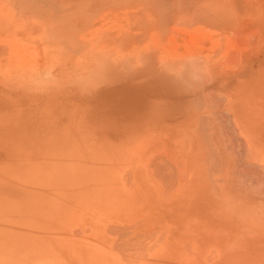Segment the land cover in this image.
Returning a JSON list of instances; mask_svg holds the SVG:
<instances>
[{
	"label": "rangeland",
	"instance_id": "obj_1",
	"mask_svg": "<svg viewBox=\"0 0 264 264\" xmlns=\"http://www.w3.org/2000/svg\"><path fill=\"white\" fill-rule=\"evenodd\" d=\"M11 1L0 0V264H264L263 185L235 200L232 163L223 194L186 193L183 130L137 98L152 27L168 20L142 17L136 0ZM247 5L201 3L228 15L190 20V73L208 90L233 70L229 12ZM223 130L235 142L226 114Z\"/></svg>",
	"mask_w": 264,
	"mask_h": 264
},
{
	"label": "crops",
	"instance_id": "obj_2",
	"mask_svg": "<svg viewBox=\"0 0 264 264\" xmlns=\"http://www.w3.org/2000/svg\"><path fill=\"white\" fill-rule=\"evenodd\" d=\"M16 1L33 3V0H12L11 2ZM169 1L171 2V0H164L165 3L159 2V0H136L137 3L147 4L146 11L142 8V17L146 15L147 18L169 20L168 24L162 28V32L159 26L157 30L154 26L152 27L153 43L152 47L147 49L151 53L148 54L149 57L146 55L148 61L151 59L152 62L145 64V61H141V75L140 69L137 75L141 87L140 84L137 86V98L153 100L152 113L158 115L157 121H166L169 126L178 125V128L183 130L182 145L184 146L185 163L182 171L186 174L183 186L189 189L186 193L202 197L223 194L224 172L225 169L231 170L230 166L233 163L235 200L241 201L240 196L245 198L249 193L258 197L260 192L255 188L262 185L264 187V0H244L248 4L247 10L237 7L235 11L229 12L240 20L239 25L231 29L234 38L233 44H231L233 54L229 58V63L233 70L231 73H222L217 76L215 90H208L203 85L207 82L205 77L192 78L193 75L189 71L192 65L187 64L190 66V69L187 68L189 72L185 70L184 73L180 72L179 74L175 71L176 68H181L180 66L176 67L178 64L176 62L192 63V27L191 21H189V26L184 22L182 30L181 27L175 26L171 20H192V16L194 19L198 17L196 16L198 12L194 11L197 13L195 15L193 13L191 16L192 3L190 2V4L188 0L187 6H191L190 8L181 6L187 4L186 0H179L177 3V0H172V4ZM195 1L193 2L195 4L207 1L217 5L223 4L225 1L243 2V0ZM36 2L47 3L48 0H34V3ZM257 5H260L262 10H256V7L260 8ZM220 8L223 6L220 5ZM178 9L180 11L188 9V11L185 10L186 13L179 12ZM202 12L200 13L203 15H201V19H224L225 15H228L222 9H216L210 13ZM161 35L164 36L162 42H160ZM155 36L158 38L157 43ZM235 36H237L236 39ZM199 44L200 42L197 45ZM199 46L197 53L208 52L205 45ZM172 54L174 58H171ZM165 56L168 58L166 59ZM143 57L144 55H142ZM153 60H156L155 63ZM163 62L175 66V68L172 67L171 73L168 72L170 67L167 68L166 64L161 67L160 63ZM137 64L140 67V57ZM213 65L224 66L225 61L216 59ZM163 67L165 70L161 69ZM174 73L179 79H175ZM196 84L199 85V89L193 90L192 88ZM208 99L216 100L215 106L209 108L208 101H206ZM209 109L210 111L207 112ZM225 114L235 126V142L231 141L229 135L225 134L223 130ZM160 115L164 117L159 119ZM228 140L230 144L227 143ZM178 145L176 140L173 146ZM175 170H179V168L175 167ZM176 178L179 179V177ZM158 193L160 194V191Z\"/></svg>",
	"mask_w": 264,
	"mask_h": 264
},
{
	"label": "bare ground",
	"instance_id": "obj_3",
	"mask_svg": "<svg viewBox=\"0 0 264 264\" xmlns=\"http://www.w3.org/2000/svg\"><path fill=\"white\" fill-rule=\"evenodd\" d=\"M35 1H36V0H35ZM44 1H45V0H44ZM160 1H161V2H164V0H163V1H162V0H159V2H160ZM178 1H179V0H177L176 3H177ZM182 1H183V0H182ZM188 1H189V3H190V2L192 3V8H194L195 6H198L199 8H198V7H197V8L200 9V8L202 7V6L200 7L201 2H200V4L198 5L197 3H196V4L193 3V2H196L195 0H193V1L188 0ZM188 1L186 0V3H187ZM203 1H205V0H203ZM169 2H170V1H169ZM197 2H199V1H197ZM205 2H207V1H205ZM205 2H204V3H205ZM33 3H34V0H33ZM40 3H41V2H40ZM43 3H44V2H43ZM164 3H165V2H164ZM191 3H190V4H191ZM38 4H39V3H38ZM50 4H51V3H50ZM56 4H57V3H56ZM162 4H163V3H162ZM167 4H168V3H167ZM167 4H166V6L169 5V4H168V5H167ZM170 4H172V0H171ZM205 4L207 5V3H205ZM44 5H45V4H44ZM163 5H165V4H163ZM177 5H178V4H177ZM187 5H188V3H187L186 5H183V4H182L181 6H182L183 8H184V6L189 7V6H187ZM194 5H195V6H194ZM37 6H38V5H37ZM51 6H52V5H51ZM54 6H55V5H54ZM166 6H165V7H166ZM169 6H171V5H169ZM178 6H179V5H178ZM193 6H194V7H193ZM203 6H204V5H203ZM163 7H164V6H163ZM176 7H177V6H176ZM176 7H175V8H176ZM190 7H191V6H190ZM190 7H189V8H190ZM55 8H56V7H55ZM168 8H169V7H168ZM179 8H180V7H179ZM197 8H196V9L194 8V9H192V10L197 11L198 14H197L196 16H198V17L200 18L201 15H202V14L200 15V13H201L202 11H204L205 7H204V9L201 8V9H202V11L200 10L201 12H200ZM166 9H167V8H166ZM170 9H171V8H170ZM57 10H58V8H57ZM59 10H60V9H59ZM97 10L99 11V9H97ZM178 10H179V9H178ZM185 10H186V9H185ZM185 10L183 9V11L186 13V11H188V9H187L186 11H185ZM206 10H207V9H206ZM98 11H96V12H98ZM181 11H182V10H181ZM181 11L179 10V12H181ZM183 11H182V12H183ZM165 12H166V11H165ZM168 12H169V11H168ZM189 12H190V10H189ZM197 12L192 11V12H191V16L193 15V13H194V15H195ZM208 12H209V11H208ZM163 13H164V12H163ZM187 13H188V12H187ZM202 13H203V12H202ZM166 14H167V12H166ZM181 14H182V13H181ZM160 15H161V14H160ZM188 15H189V14H188ZM199 15H200V16H199ZM206 15L208 16L207 13H206ZM211 15H213V14H211ZM163 16H164V15H163ZM196 16H195V17H196ZM202 16H203V15H202ZM207 16H206V17H207ZM91 17H93V15H92ZM192 17H193V16H192ZM192 17H191V19L194 20V17H193V18H192ZM198 17H196V18H198ZM211 17H212V16H211ZM164 18H165V17H164ZM168 18H169V17H168ZM196 18H195V20H196ZM204 18H205V17H204ZM162 19H163V18H162ZM169 19H170V18H169ZM200 19H201V18H200ZM202 19H203V18H202ZM205 19H206V18H205ZM208 19H210V18H208ZM160 20H161V19H160ZM183 20H184V19H183ZM192 20H191V21H192ZM197 20H198V19H197ZM168 21H169V20H168ZM184 21H185V20H184ZM187 21H188V20H187ZM189 21H190V20H189ZM185 22H186V21H185ZM194 22L197 23V21H194ZM166 23H167V22H166ZM167 24H168V23H167ZM68 26H70V25H68ZM65 43H66V42H65ZM140 53H141V52H140ZM152 53H153V52H152ZM143 54H145V53H143ZM146 54H147V56L149 57L148 52H147ZM146 54H145V56H144L143 58H142L141 55H140V56H141V58H142V61H143V62L145 61V64H146V63H147V64H150L152 61H151V59H150V61H148L149 59H147L148 57L146 56ZM152 55H153V54H152ZM152 55H151V56H152ZM151 56H150V57H151ZM141 58H140V59H141ZM155 61H156V60H155ZM155 61L153 60L154 63H155ZM193 61H194V60H193ZM193 61H192V62H193ZM199 61H201V60H199ZM199 61H198V62H199ZM187 62H188V61H187ZM167 63H168V62H166V63L163 62V63H160V65L162 64L161 67H162V66H166V65H167V68L170 67V68H169L170 71L168 70V72L171 73V71H173V70H172V67H173V66H171V64H169V63L167 64ZM176 63H178V64H177V65H176L175 63H172V64L176 65V67H178V66L181 67V68H176V69H175V71H176L177 73L180 74V72H181V73H184L185 70H186L187 72L190 71V72L192 73L194 69L188 71L187 68L190 67V66H188V65H193V67L196 66V65L199 66L198 64H199L200 62H199V63H193V64H192V63H186V61H185V62H181V61H180V62H176ZM201 63H202V62H201ZM163 64H164V65H163ZM165 64H166V65H165ZM187 64H188V65H187ZM206 64H207V63H206ZM169 65H170V66H169ZM202 65H203V64H202ZM200 66H201V65H200ZM153 67H154V66H153ZM167 68H166V69H167ZM173 68H175V66H174ZM196 68H197V67H196ZM196 68H195V69H196ZM203 68H204V66H203ZM161 69H162V70H165L164 67L161 68ZM181 69H185V70H181ZM189 69H190V68H189ZM200 69H201V67L199 68V70H200ZM196 70H198V69H196ZM207 70H208V69H207ZM200 71H201V70H200ZM200 71H198V72H200ZM203 71H204V70H203ZM176 72H175V73H176ZM198 72H194V74H197ZM149 73H150V72H149ZM169 73H168V74H169ZM175 73H174V74H175ZM159 74H160V73H159ZM159 74H158V76H159ZM162 74H163V73H162ZM198 74H200V73H198ZM169 75H170V74H169ZM175 75H176V74H175ZM186 75H187V73H186ZM150 76H151V75H150ZM153 76H154V75H153ZM172 76H173L172 78H173V80H174V75L172 74ZM200 76H201V74H200ZM179 77H180V76H179ZM181 77H183V76L181 75ZM181 77H180V78H181ZM184 77H185V76H184ZM169 78H170V77H169ZM176 78L179 79L177 75L175 76V79H176ZM167 79H168V78H167ZM165 81H166V80H165ZM168 81H169V80H168ZM171 81H172V80H171ZM174 81H175V80H174ZM135 94H136V93H135ZM188 139H189V138H188ZM183 179H184V178H183ZM131 184H132V182H131Z\"/></svg>",
	"mask_w": 264,
	"mask_h": 264
}]
</instances>
